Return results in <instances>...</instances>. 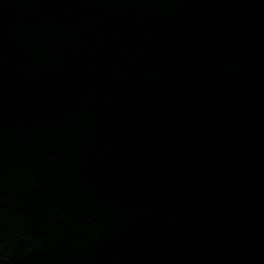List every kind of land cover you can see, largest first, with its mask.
Wrapping results in <instances>:
<instances>
[{
    "label": "water",
    "instance_id": "water-1",
    "mask_svg": "<svg viewBox=\"0 0 264 264\" xmlns=\"http://www.w3.org/2000/svg\"><path fill=\"white\" fill-rule=\"evenodd\" d=\"M0 264H264V0H0Z\"/></svg>",
    "mask_w": 264,
    "mask_h": 264
}]
</instances>
